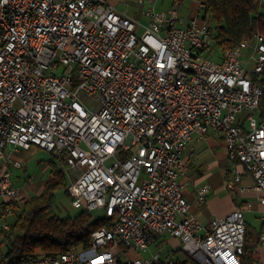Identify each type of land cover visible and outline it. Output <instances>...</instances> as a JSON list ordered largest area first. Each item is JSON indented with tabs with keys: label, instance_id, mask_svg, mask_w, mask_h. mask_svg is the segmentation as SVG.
Listing matches in <instances>:
<instances>
[{
	"label": "built area",
	"instance_id": "obj_1",
	"mask_svg": "<svg viewBox=\"0 0 264 264\" xmlns=\"http://www.w3.org/2000/svg\"><path fill=\"white\" fill-rule=\"evenodd\" d=\"M115 1L137 12L108 0H0V218L10 201L25 198L12 179L21 162L5 152L31 147L63 158L73 207L113 218L92 231L86 249L20 264H118L117 248L143 252L164 234L199 264H242L252 203L204 226L178 176L194 133L221 135L228 159L252 178L264 221V35L221 51L202 0L187 18L179 13L184 0L161 10L159 0ZM231 172L225 185L234 188L240 175L234 165ZM208 190L201 185L194 202Z\"/></svg>",
	"mask_w": 264,
	"mask_h": 264
},
{
	"label": "trees",
	"instance_id": "obj_2",
	"mask_svg": "<svg viewBox=\"0 0 264 264\" xmlns=\"http://www.w3.org/2000/svg\"><path fill=\"white\" fill-rule=\"evenodd\" d=\"M202 1L219 50L232 48L255 32L264 35V0ZM53 157L60 161V165L54 159L48 161L50 177L40 191L19 201L9 202L11 213L18 208L19 213L12 223L7 222L8 228L0 227V247L4 248L0 254V264H20L22 259L35 258L39 254H57L74 247L86 249L91 244L92 231L109 228L113 224V218H94L87 210H80L73 217L65 218L51 212L56 191L63 189L68 195V178L63 170V158ZM262 229L264 221L258 229L246 223L242 264H252L259 259V233ZM118 264L129 263H121L119 258ZM156 264L199 263L179 247L168 258L162 256Z\"/></svg>",
	"mask_w": 264,
	"mask_h": 264
},
{
	"label": "crops",
	"instance_id": "obj_3",
	"mask_svg": "<svg viewBox=\"0 0 264 264\" xmlns=\"http://www.w3.org/2000/svg\"><path fill=\"white\" fill-rule=\"evenodd\" d=\"M170 2L171 0H159L158 3H160V6L165 9ZM194 14H196V10L194 11L193 9V12H191L190 15L193 16ZM20 150L21 149L13 151L19 152ZM183 158L185 162V170L180 173L178 180L182 184L183 192L189 201L190 213L204 226L208 225L210 219L225 216L237 207H244L247 202L252 203V208L244 213H252L254 217L259 219L260 226L263 222L261 219L262 206L257 201V192L254 189H251L253 180L246 174L240 164H232L228 159L227 149L221 135L210 133L200 137L198 134L194 133L184 152ZM22 165L23 163L21 162V167ZM232 165L235 166V170L240 175L239 181L235 183L234 188L225 185L226 179L232 178L234 175V172H231ZM13 169H15V167H12L13 182L20 188L21 193L25 195V198L32 196L28 193L30 188H34V192L37 194L46 180L50 177L49 175L44 182L39 183L36 186L33 185V188L28 186V188L25 189L17 184L15 177H13ZM225 170H228V172L225 173ZM203 184H206L209 190L206 194L205 201L202 204H196L194 202L196 191ZM240 185L245 186L248 189L239 190L238 186ZM246 223L248 222L246 221ZM160 237L161 239H159L158 236L157 240L150 245L154 244L161 254L162 250H165L170 246L180 247L179 241L176 238L167 234L160 235ZM149 247L146 251H143V254L140 252H134L133 256H146L155 252L149 251ZM258 256L259 260L264 261V249L261 247L258 248Z\"/></svg>",
	"mask_w": 264,
	"mask_h": 264
},
{
	"label": "rangeland",
	"instance_id": "obj_4",
	"mask_svg": "<svg viewBox=\"0 0 264 264\" xmlns=\"http://www.w3.org/2000/svg\"><path fill=\"white\" fill-rule=\"evenodd\" d=\"M116 5V7L119 10L125 11L127 14L132 15L134 12H137V8L133 5L130 4H123L120 2H117L115 0H108ZM134 1V0H130ZM156 9L161 10L160 3L156 4ZM197 4L196 0H184L179 8V13L181 16L184 18L191 17V12L196 10ZM164 9V8H163ZM195 15V14H194ZM249 51L248 50H243L241 54V63L245 64L246 62V57L248 55ZM204 56H208L209 54L204 53ZM212 58H217V56H211ZM248 68H251L252 65L251 63L247 66ZM94 101V98H90L86 101L88 105H90ZM19 150V149H17ZM5 154L13 159H16L21 161L23 163L21 168H15L13 169V177H15L17 184L23 188H28V186L33 188V185H38L39 183L44 182L50 175L49 171V166H48V161L50 159H54L55 162L60 165V161L58 159H55L53 155L50 152H46L42 149H38L37 147H31L29 150L21 149L19 152L13 151V149H7ZM71 174L75 173L74 171H70ZM70 176H74L71 175ZM29 180V181H28ZM33 189H29L28 193L33 195L35 194ZM2 202V199L0 198V203ZM80 209H77L72 206L71 203V198L64 193L63 189H59L55 193V198L54 201L51 205V212L55 215H57L60 218H65V217H73L76 215ZM14 212V213H13ZM10 214H7L6 216L0 218V220H4L8 223H12L18 213H19V208L13 211ZM92 216L94 218L102 217L103 212L101 209H94L91 212ZM244 217L246 221L250 224V226L254 227L255 229L259 228V219L254 217L252 213H244ZM159 239H161L159 235ZM122 248V247H121ZM178 247H169L165 250H162V256L165 258H168L169 255L177 250ZM3 247H0V254L3 252ZM117 251L119 253V258L121 260V263L127 262V259L133 256L134 251L127 252L126 254L124 253V250L117 248ZM149 251H159L158 248L154 244L150 245ZM143 254V252H140Z\"/></svg>",
	"mask_w": 264,
	"mask_h": 264
}]
</instances>
